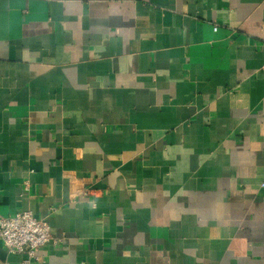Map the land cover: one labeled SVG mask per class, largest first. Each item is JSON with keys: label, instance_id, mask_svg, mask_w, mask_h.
<instances>
[{"label": "crops", "instance_id": "obj_1", "mask_svg": "<svg viewBox=\"0 0 264 264\" xmlns=\"http://www.w3.org/2000/svg\"><path fill=\"white\" fill-rule=\"evenodd\" d=\"M263 180L264 0H0V216L64 237L30 264H264Z\"/></svg>", "mask_w": 264, "mask_h": 264}, {"label": "built area", "instance_id": "obj_2", "mask_svg": "<svg viewBox=\"0 0 264 264\" xmlns=\"http://www.w3.org/2000/svg\"><path fill=\"white\" fill-rule=\"evenodd\" d=\"M29 185L27 181L26 190H30ZM261 186L264 187V180ZM0 240L8 252L25 254L27 259L23 264H30L32 259H41L38 251L42 247L48 244L57 246L64 241V237L54 236L47 220L37 217L31 210H25L0 216Z\"/></svg>", "mask_w": 264, "mask_h": 264}]
</instances>
